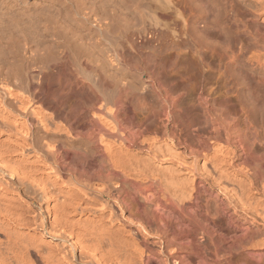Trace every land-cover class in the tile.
I'll list each match as a JSON object with an SVG mask.
<instances>
[{
    "label": "bare ground",
    "instance_id": "6f19581e",
    "mask_svg": "<svg viewBox=\"0 0 264 264\" xmlns=\"http://www.w3.org/2000/svg\"><path fill=\"white\" fill-rule=\"evenodd\" d=\"M230 1L253 38L214 0H0V264H264V0Z\"/></svg>",
    "mask_w": 264,
    "mask_h": 264
},
{
    "label": "rangeland",
    "instance_id": "374dc122",
    "mask_svg": "<svg viewBox=\"0 0 264 264\" xmlns=\"http://www.w3.org/2000/svg\"><path fill=\"white\" fill-rule=\"evenodd\" d=\"M215 6L220 11V38L217 40L218 42H222L224 38L228 37L226 40L234 41L235 43L245 41L249 39L253 33L255 32L254 22L248 17L247 12L245 10L235 9L234 13L232 11V7H234L230 0H214ZM251 38V39H252ZM237 40V41H236ZM216 42V43H218Z\"/></svg>",
    "mask_w": 264,
    "mask_h": 264
}]
</instances>
